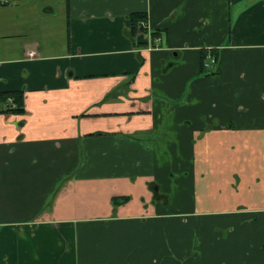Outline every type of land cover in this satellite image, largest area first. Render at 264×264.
<instances>
[{"label":"crops","instance_id":"crops-1","mask_svg":"<svg viewBox=\"0 0 264 264\" xmlns=\"http://www.w3.org/2000/svg\"><path fill=\"white\" fill-rule=\"evenodd\" d=\"M4 92L0 264H264V0H0Z\"/></svg>","mask_w":264,"mask_h":264},{"label":"rangeland","instance_id":"rangeland-1","mask_svg":"<svg viewBox=\"0 0 264 264\" xmlns=\"http://www.w3.org/2000/svg\"><path fill=\"white\" fill-rule=\"evenodd\" d=\"M13 41L16 42L15 40H13ZM207 61H208V56L205 59V62H207ZM212 74H214V72ZM205 75H206V73H205ZM215 215H224V214L217 213ZM194 216H197V214H194ZM221 218H222V216L218 217V220H221ZM252 219H253V217H252ZM256 219H258V218H256ZM222 220H228V219H222ZM260 221L261 220H259V222ZM198 227H199V229L196 230L193 226V231L190 232V236H189L190 246H188L186 248V251L189 252V255L191 257H194L195 254H199V253L214 252L219 248V246H223L228 242L229 243L233 242L232 239L229 237V234L232 230L229 229L226 224H220L218 229L216 231H214V233L209 235L211 242L214 241V245L211 248H205V249L199 248V243L202 240V237L204 235H202L201 232H199V230H201L199 224H198ZM233 236H235V234H233ZM257 249H259V248H257ZM219 253H221V252H219ZM183 264H185V263L183 262Z\"/></svg>","mask_w":264,"mask_h":264},{"label":"trees","instance_id":"trees-1","mask_svg":"<svg viewBox=\"0 0 264 264\" xmlns=\"http://www.w3.org/2000/svg\"><path fill=\"white\" fill-rule=\"evenodd\" d=\"M144 16L131 14L130 21L132 32H135L136 24L142 21ZM24 94L22 92H4L0 93V114L3 115H25Z\"/></svg>","mask_w":264,"mask_h":264},{"label":"built area","instance_id":"built-area-1","mask_svg":"<svg viewBox=\"0 0 264 264\" xmlns=\"http://www.w3.org/2000/svg\"><path fill=\"white\" fill-rule=\"evenodd\" d=\"M146 28H147L146 22L140 23L137 28L138 34L140 36H144V31L146 30ZM161 41H162V38L160 36H156L155 42L160 43ZM33 56H34V52H31L30 57H33ZM217 62H218V58L216 57V55H213V54L208 55V61L204 63L205 70L213 73Z\"/></svg>","mask_w":264,"mask_h":264}]
</instances>
